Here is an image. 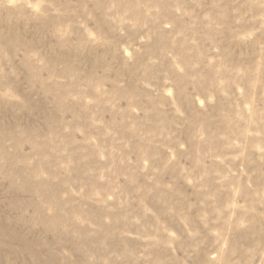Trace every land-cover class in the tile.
<instances>
[{
	"label": "rangeland",
	"instance_id": "1",
	"mask_svg": "<svg viewBox=\"0 0 264 264\" xmlns=\"http://www.w3.org/2000/svg\"><path fill=\"white\" fill-rule=\"evenodd\" d=\"M0 264H264V0H0Z\"/></svg>",
	"mask_w": 264,
	"mask_h": 264
}]
</instances>
